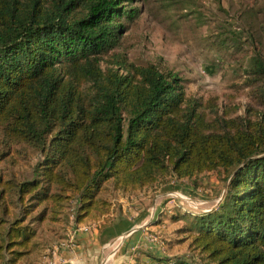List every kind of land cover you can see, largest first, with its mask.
<instances>
[{
    "label": "trees",
    "instance_id": "obj_1",
    "mask_svg": "<svg viewBox=\"0 0 264 264\" xmlns=\"http://www.w3.org/2000/svg\"><path fill=\"white\" fill-rule=\"evenodd\" d=\"M136 1L0 0V264H41L69 210L75 228L106 220L110 188L208 173L226 185L219 207L173 218L193 219L178 231L192 256L150 257L264 264V47L243 71L253 105L204 101L122 52Z\"/></svg>",
    "mask_w": 264,
    "mask_h": 264
},
{
    "label": "rangeland",
    "instance_id": "obj_2",
    "mask_svg": "<svg viewBox=\"0 0 264 264\" xmlns=\"http://www.w3.org/2000/svg\"><path fill=\"white\" fill-rule=\"evenodd\" d=\"M261 4L257 0H137L142 14L125 34L122 52L138 66L152 63L177 73L192 96L204 101L217 98L221 105L230 102L245 109L253 102L243 71L253 51L264 47L263 15L253 12ZM225 191L226 185L210 173L192 182L169 178L136 193L110 188L103 195L112 203L110 216L75 228L69 210L64 239L41 264H66V254L82 246L83 235L97 239L92 250L96 264H160L150 255L191 257L188 242H181L178 231L193 219L173 218L217 209ZM195 259L205 264L200 256Z\"/></svg>",
    "mask_w": 264,
    "mask_h": 264
},
{
    "label": "crops",
    "instance_id": "obj_3",
    "mask_svg": "<svg viewBox=\"0 0 264 264\" xmlns=\"http://www.w3.org/2000/svg\"><path fill=\"white\" fill-rule=\"evenodd\" d=\"M82 239V246H79L73 253L66 254V264H96L92 258V250L96 247L97 239L90 238L89 235H83ZM102 239L108 241L107 238Z\"/></svg>",
    "mask_w": 264,
    "mask_h": 264
}]
</instances>
